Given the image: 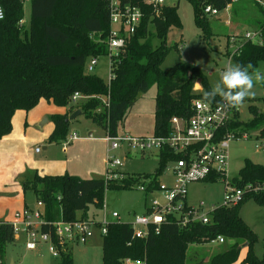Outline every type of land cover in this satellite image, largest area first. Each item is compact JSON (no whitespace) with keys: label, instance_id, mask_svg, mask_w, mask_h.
<instances>
[{"label":"trees","instance_id":"obj_1","mask_svg":"<svg viewBox=\"0 0 264 264\" xmlns=\"http://www.w3.org/2000/svg\"><path fill=\"white\" fill-rule=\"evenodd\" d=\"M189 1L194 22L204 38L214 33L207 19L213 13L206 12L204 7L209 4L219 11L231 2ZM254 1L260 5L261 17L257 25L261 40L244 38L231 54L234 65L248 68L264 59V6L258 0ZM28 2L29 22L24 26L19 23L23 17L22 0H0L4 12L0 19V137L11 130V118L16 109L28 110L42 97L56 105L67 106L66 112L48 116L53 122V129L46 138L48 141L60 142L66 138L71 122L68 115L76 108L106 133L115 136L118 124L138 92L142 94L152 83L156 84L153 134L166 135L171 131V116L188 117L192 112V99H204V93L211 88L206 75L191 62L178 61L168 68L160 67L169 49L177 47V42H166L169 28L182 25L177 2L163 5L158 13L150 5L142 4L144 15L139 26L115 53L109 52L106 42L109 18L105 0ZM149 24L155 27L154 34L159 38L157 44L152 42ZM104 54H109L111 59L113 76L109 81L85 70L90 56ZM197 79H200V90L193 89ZM74 91L89 97L72 102ZM261 100L264 103V97ZM220 101L217 96L212 103ZM248 109L250 118L241 121L237 120V107H234L233 118L221 127L220 133L228 131L241 136L255 131L264 154V108L249 104ZM178 156L179 153L164 146L157 151L158 166L154 172H125V176L107 183L101 175L81 177L67 172L39 174L34 171L21 181L22 190L32 191L35 199L41 200L42 216L46 220L87 218L90 205L102 207L109 187L124 188L146 181L148 190L155 189L157 176L165 163ZM231 182L236 186L249 182L251 187L260 188L247 192L236 204L218 205L206 223L192 221L179 225L169 220L161 225L159 232L152 231L141 238L133 237L128 221H110L106 233L101 234V264H124L125 257L140 259L143 264H186L189 243L207 242L217 234L233 241L211 255L207 264H264V248L261 255L256 254L253 246L257 234L240 215L242 203L250 198L264 205V162L245 157ZM51 226L42 224L41 228L48 230ZM51 237L58 249L55 264H73L70 244L57 242L52 231ZM14 238L12 223L0 220V264H8L4 259L6 245ZM242 246L246 250L239 258Z\"/></svg>","mask_w":264,"mask_h":264},{"label":"rangeland","instance_id":"obj_2","mask_svg":"<svg viewBox=\"0 0 264 264\" xmlns=\"http://www.w3.org/2000/svg\"><path fill=\"white\" fill-rule=\"evenodd\" d=\"M172 2L173 0H167ZM23 17L19 21L24 26L29 22V3L22 0ZM231 8L225 7L216 13L207 16L212 24L210 36L204 38L201 35V29L195 24L193 18V8L189 0H178V14L181 19V27L171 26L167 32L166 42L172 44L177 42V47H171L160 63V67L168 68L178 61H188L197 65L206 75L207 80L212 87L220 78V73L229 65H234L231 61V52L236 49L244 39V32L249 29H258L257 21L261 17L259 3L254 0L233 1ZM230 20V24L224 21ZM235 24H238L235 28ZM149 29L153 32L152 42L157 44L159 38L155 36V27L149 24ZM109 70V56L107 54L97 56V64L93 73L102 78H107ZM250 73H264V59L259 60L253 68H249ZM193 89L200 90L201 83L194 80ZM156 84L152 83L149 88L134 99L126 112L125 117L117 126V135L119 136H139L153 134V113L154 96ZM254 95L245 99L243 104L237 107V120L246 121L251 113L248 109L249 104H256L259 109L264 108L261 100L264 97V81L255 83L253 88ZM89 96H82L86 98ZM102 100L104 97H101ZM76 104V103H74ZM38 127V125H35ZM90 130L93 134L88 136ZM76 132L79 136L71 140L67 146L69 148L67 155L60 150L62 141H51L48 145L43 139L32 144L34 159L44 161H58L65 157L70 170L76 175H102L106 170V162L109 156H115L122 160L123 164L117 168L121 172L138 173L154 172L158 166L157 148H151L144 152L139 149L131 148L125 141L117 148L107 150V142L104 138L105 130L79 113L71 119L68 134ZM39 145L40 152H34V147ZM46 146V148H43ZM228 165L227 173L231 181L238 174V170L245 157L253 161L263 163L264 154L262 144L259 138H255V131L243 133L241 136L233 137L228 143ZM171 162H166L160 174L157 176L158 182L170 183L173 179L170 172ZM126 174V173H125ZM31 175H25L29 177ZM117 177L121 178V175ZM116 179V178H115ZM24 180V178H23ZM110 179L109 181H112ZM108 181V182H109ZM225 182L217 178L192 181L187 186L186 200L189 204L197 205L199 201L205 202V207L218 205L223 200ZM3 195L16 198L19 193L15 190H8ZM157 197L163 199L162 193L156 190L154 193L143 191L137 187V184L130 187L114 188L109 187L104 194V200L107 205L108 218L112 220L132 221L135 214L144 212V208L150 203L151 199ZM24 200L27 204L36 206L37 202L32 191H24ZM20 197V203L22 204ZM26 205L25 207H29ZM257 203L248 199L241 206V214H244L258 231V238L254 243V250L261 255L264 247V206L257 211ZM259 208V207H258ZM116 210L118 218L111 215V211ZM79 213V212H78ZM88 213L94 219H101L103 210L94 205L89 206ZM91 217V216H90ZM251 227V226H250ZM252 228V227H251ZM253 229V228H252ZM233 239L225 238L223 242H191L186 249V264H207L208 259L214 253L224 249ZM24 241L10 242L6 245L5 258L7 261L13 259L16 264H55L57 256L52 255L46 241L38 242L36 248L30 250L25 247ZM102 235L98 226H94V233L86 242H72L70 245L73 264H101L102 257ZM245 253L242 246L240 257ZM5 259V260H6ZM202 259L205 260L202 261ZM14 263V264H15Z\"/></svg>","mask_w":264,"mask_h":264},{"label":"built area","instance_id":"obj_3","mask_svg":"<svg viewBox=\"0 0 264 264\" xmlns=\"http://www.w3.org/2000/svg\"><path fill=\"white\" fill-rule=\"evenodd\" d=\"M107 2L109 30L106 34V42L110 53H115L122 47L128 37L139 26L141 18L144 15L142 4L153 7L155 13H158L165 4H174L178 0L168 2L167 0H105ZM233 1L231 0V4ZM264 6V0H258ZM209 13H216L217 10L209 4L204 7ZM4 12L0 4V19ZM153 16V15H151ZM244 37L253 41H260V29H249L244 32ZM234 51V50H233ZM233 51L230 53L232 54ZM109 56V54H108ZM109 70L107 80L113 76ZM97 64V56H90L86 62V71L93 72ZM82 95L74 91L71 95V101L75 102ZM107 103V98L105 99ZM192 112L188 117L173 115L170 118L171 131L166 135H139V136H119L105 134L107 150L117 148L125 141L131 148L139 149L141 152L151 148H160L167 146L180 156L170 160V172L173 177L170 183L158 182L155 189L148 190L146 181L137 183V187L143 191L154 193L159 190L163 199L157 197L151 199L144 212L135 214L132 221H128L132 226L133 237L145 238L150 232H159L163 223L173 220L179 225H186L188 222L201 221L206 223L210 220L211 212L218 205H231L238 203L239 200L249 191L257 190L260 186H253L249 182L242 186H236L229 180L227 173L228 165V143L235 137L233 133L226 131L220 133L221 127L233 118L234 107L226 106L221 100L218 103H206L204 99L194 98L191 101ZM77 137L76 132H72L62 141V148L72 139ZM39 146H36V150ZM120 158L109 156L106 162V170L103 178L107 183L110 179L125 176L117 167L122 165ZM213 176L225 182L223 200L218 205L205 207V202L199 201V204H189L186 200L187 186L192 181L204 180ZM37 205L33 207H23L16 212L11 220L15 235H25V245L28 248H34L38 242L46 241L52 255H58V249L51 237V231L56 237L57 242L62 244H71L72 242H86L94 232V226H98L101 234L106 233L107 224L112 220L108 218L109 211L105 200L102 204L101 219L94 218H75L65 220L59 218L49 221L42 216V202L36 200ZM115 218L119 217L116 210L111 211ZM42 224H52L48 230H42ZM225 237L217 234L210 241L223 242ZM124 264H143L140 259H131L125 257Z\"/></svg>","mask_w":264,"mask_h":264},{"label":"crops","instance_id":"obj_4","mask_svg":"<svg viewBox=\"0 0 264 264\" xmlns=\"http://www.w3.org/2000/svg\"><path fill=\"white\" fill-rule=\"evenodd\" d=\"M232 5L233 3L229 4L226 7L231 8ZM29 13H30V7H29ZM224 23L229 25L231 22L230 20L226 19ZM237 25L238 24H235V28L239 29ZM66 111H67V106L56 105L52 101H48L43 97L39 99L36 105H34L28 110L16 109L14 111L11 118V124H12L11 130L8 133L4 134L2 137H0V220H7L11 222V220L14 219L16 212L21 210L26 205H29L24 200V191L22 190V184H21V181L23 180V178H25V175L27 176L31 175L34 171H37L39 174H60L64 172L75 174L73 173L74 171L69 169L67 165L66 157L58 161H50V160L44 161V160L34 159L33 157L34 153L32 152V147H31L32 144L39 142L42 139L43 141L46 140L48 145L51 143V141H48L46 139L48 134L53 129V122L49 119L48 116L51 113H55V112L63 113ZM35 125H38V127H35ZM92 134H93V130H90L88 136H91ZM78 137L79 136L77 135V137L72 140H75ZM36 146L34 147V152H40L41 151L40 147L38 150H36ZM43 148H46V146H44ZM60 150L66 156L69 148L66 145L65 148H60ZM79 176L91 177V176H100V175L95 174V175H79ZM8 190L11 191L15 190L17 193H19V197L13 199L2 194L3 192H6ZM20 197L22 198V202H23L22 204H19ZM257 205L259 207V208L256 207L257 211H262L260 209L263 208L264 205H260L258 203ZM29 206L33 207L32 205ZM145 209L146 207L144 208L143 211H145ZM240 215L244 219V221H246L253 228V230L256 232L258 236V231H257L258 229L256 230L253 227V225L250 223L249 219L245 217L244 214H241V209H240ZM92 217L94 216L88 213L87 218H92ZM15 241L25 242V235L24 234L15 235L13 242ZM25 247L28 248L26 245ZM34 248H36V246ZM34 248H28V249L32 250ZM244 249L246 250V247H244ZM4 259H6L5 256ZM202 261L205 262L204 259H202ZM13 263H15V261H13Z\"/></svg>","mask_w":264,"mask_h":264},{"label":"clouds","instance_id":"obj_5","mask_svg":"<svg viewBox=\"0 0 264 264\" xmlns=\"http://www.w3.org/2000/svg\"><path fill=\"white\" fill-rule=\"evenodd\" d=\"M264 81V73H250L249 68L240 64L229 65L220 73L219 80L204 93V101L211 103L217 96L226 106L239 107L246 98L254 95L255 83Z\"/></svg>","mask_w":264,"mask_h":264},{"label":"water","instance_id":"obj_6","mask_svg":"<svg viewBox=\"0 0 264 264\" xmlns=\"http://www.w3.org/2000/svg\"><path fill=\"white\" fill-rule=\"evenodd\" d=\"M197 82H200V79H197ZM141 93L140 92H138V94H137V96H139ZM80 113V109H75V110H73L69 115H68V118L69 119H72V118H74L76 115H78ZM46 119V118H45ZM8 264H14L13 263V260L11 259L9 262H8Z\"/></svg>","mask_w":264,"mask_h":264}]
</instances>
